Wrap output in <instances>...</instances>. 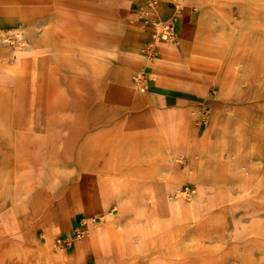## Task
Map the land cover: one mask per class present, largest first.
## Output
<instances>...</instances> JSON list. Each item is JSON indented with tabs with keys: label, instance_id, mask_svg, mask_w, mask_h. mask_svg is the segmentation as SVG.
<instances>
[{
	"label": "rangeland",
	"instance_id": "374dc122",
	"mask_svg": "<svg viewBox=\"0 0 264 264\" xmlns=\"http://www.w3.org/2000/svg\"><path fill=\"white\" fill-rule=\"evenodd\" d=\"M234 1L243 3L248 12L228 4L235 23L231 49L220 47L209 57L216 63L214 69L203 57H198V66L204 71L200 73L212 79L218 68L230 64L226 75L240 88L231 94L225 83L217 88L212 83V94H195L196 99L186 94H157L153 105L162 111L170 108L182 121L181 125L175 116L164 119L167 137L160 135L152 114L149 138L125 130L131 107L141 103L137 94H122L127 89L123 86L120 94L97 107L95 123L89 118L93 100L79 94L15 100L5 126L31 140L24 144L0 141V264H41L32 260L35 255L29 253L30 248L64 252L54 245L55 239L59 234L72 239L81 224L84 236L73 239L68 247L93 236L97 225L113 215L110 209H99L97 198V220L77 215L68 223L71 232L49 228L50 222L57 220L58 201L66 207L77 205L82 187L98 191L100 179L111 175L120 177L129 189V202L120 211L122 221L158 234L159 249L165 254L183 252L189 257L208 248L212 264H264V0ZM181 4L182 0L180 10ZM166 5L176 10L172 0H166ZM151 10L146 0L134 8L135 29L144 37L146 57L154 27L166 22L152 20L147 15ZM4 110L2 102L0 118ZM46 130L40 139L34 136ZM185 136L183 157L179 148ZM194 138L200 148L190 153ZM221 138L235 145V161L228 160ZM185 167L187 182L172 185L184 177ZM197 181L200 189L195 187ZM165 185L173 193L167 201L183 199L177 206H169L157 194ZM144 189L155 194L150 197ZM100 191L108 194L110 190L102 186ZM46 264H51V256Z\"/></svg>",
	"mask_w": 264,
	"mask_h": 264
},
{
	"label": "crops",
	"instance_id": "0c3cea01",
	"mask_svg": "<svg viewBox=\"0 0 264 264\" xmlns=\"http://www.w3.org/2000/svg\"><path fill=\"white\" fill-rule=\"evenodd\" d=\"M142 1L0 0V104L5 103L4 115L0 118V126H3L0 129L1 143L24 144L31 140L17 129L9 131L4 123L17 105L15 100L20 98L29 100L41 94H79L93 100V111L89 113L92 117L89 118H94L95 123L97 107L111 99L113 94H120L119 87L123 86L128 90L123 89L122 94H137L141 103L138 108L131 107L124 128L149 138L150 114L163 137L168 136L164 119L175 116L170 108L162 111L161 107L153 105L157 94H186L196 99L195 94H212L209 91L212 83L216 88L225 83L228 93L238 92L241 84L226 75L231 70L230 64L218 68L217 75H212L211 79L210 75L200 73L204 71L198 66V57L209 59L220 47L231 49L230 34L235 23L233 25L229 14V5H237L241 13H246L248 10L243 3L182 0V9L172 11L166 0H157L147 15L159 23L172 21L178 38L176 42L158 41L155 54L146 57L142 52L144 37L135 29L134 8ZM185 17L188 21H184ZM210 62L214 69L216 63ZM140 70L148 73L144 88L134 81ZM177 120L182 125L181 119ZM181 128L185 130V127ZM47 132L34 136L40 139ZM220 140L223 149H227L228 160L235 161L238 157L235 145L231 146L230 140ZM180 141V156L184 157L186 136ZM192 141L190 153L200 148L195 138ZM187 175L185 167L184 177L172 185L187 182ZM195 175L199 177L198 170ZM102 186L110 190L108 194H102ZM195 187L201 188L200 181ZM97 188L98 191L82 187L78 204L72 207L58 201L54 209L57 220H49L53 224L49 228L61 227L65 232H71L68 223L77 215L97 220L96 198L99 209H110L113 215L108 216L102 225H97L93 236L73 242L64 252H50L43 246L32 250L31 247L29 253L35 255L32 257L34 262L46 264L51 256V264H212L210 258L213 255L208 248L189 257L183 252L167 255L159 249L158 234L153 236L148 229L129 226L131 222L125 224L120 211L125 210L124 206L129 202V189L120 177H103ZM146 191L150 197L155 194L154 190ZM157 194L166 198L165 203L171 207L183 200L167 201L173 196L167 185ZM57 237H66V234ZM73 246L76 249H71Z\"/></svg>",
	"mask_w": 264,
	"mask_h": 264
},
{
	"label": "built area",
	"instance_id": "2783aa9c",
	"mask_svg": "<svg viewBox=\"0 0 264 264\" xmlns=\"http://www.w3.org/2000/svg\"><path fill=\"white\" fill-rule=\"evenodd\" d=\"M181 0H172V5L176 10L180 9ZM157 4V0H146V6L150 9H153ZM141 9V8H140ZM178 38V33L174 30L173 24L170 20L161 24L160 27H154L153 32L150 35V41L146 48V53L148 57H152L155 54L157 48V42L160 40L172 42ZM136 84L142 88H144L148 82V73L147 70H142L139 74L134 78ZM86 230L83 228L81 224L74 231V237L72 239L57 237L55 239L54 245H56L60 249H66L75 238H80L84 236Z\"/></svg>",
	"mask_w": 264,
	"mask_h": 264
},
{
	"label": "bare ground",
	"instance_id": "6f19581e",
	"mask_svg": "<svg viewBox=\"0 0 264 264\" xmlns=\"http://www.w3.org/2000/svg\"><path fill=\"white\" fill-rule=\"evenodd\" d=\"M172 22V21H171ZM172 24H173V28H174V30H175V25H174V23L172 22ZM37 261V260H36ZM44 263V262H43Z\"/></svg>",
	"mask_w": 264,
	"mask_h": 264
}]
</instances>
